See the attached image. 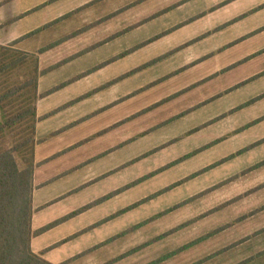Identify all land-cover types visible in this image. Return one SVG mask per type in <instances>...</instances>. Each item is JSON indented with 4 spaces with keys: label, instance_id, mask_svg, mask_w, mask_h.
Segmentation results:
<instances>
[{
    "label": "rangeland",
    "instance_id": "374dc122",
    "mask_svg": "<svg viewBox=\"0 0 264 264\" xmlns=\"http://www.w3.org/2000/svg\"><path fill=\"white\" fill-rule=\"evenodd\" d=\"M93 1L0 7V45L41 29L16 45L49 69L39 92L66 83L37 103L57 111L37 125L33 228L92 204L33 250L62 242L43 253L55 264H264V0Z\"/></svg>",
    "mask_w": 264,
    "mask_h": 264
},
{
    "label": "trees",
    "instance_id": "16d2710c",
    "mask_svg": "<svg viewBox=\"0 0 264 264\" xmlns=\"http://www.w3.org/2000/svg\"><path fill=\"white\" fill-rule=\"evenodd\" d=\"M54 1L56 0H51V2ZM95 1L98 0L93 2ZM73 13L70 12L62 18ZM13 20L7 21L4 25ZM39 30L41 29L32 31L7 45H0V112L2 114L0 115V264H55L45 259L43 253L62 242L45 249L43 253H37L32 248L33 239L92 205H87L82 210L75 211L41 228H33L35 212L33 196L36 189L35 150L39 143L37 125L42 119L57 111L41 116L38 113L37 103L39 99L66 84L45 93L39 92V80L49 69L41 70L39 56L36 53L21 50L16 46L19 40ZM123 55L124 53L111 61ZM84 74L87 73H82ZM8 134L13 138L11 146L6 145ZM208 169L210 167L203 171ZM141 181L142 179H139L136 183ZM181 181L168 188L181 184ZM117 192H112L108 197L116 195ZM99 201L101 200L95 203ZM138 204L140 203L132 207Z\"/></svg>",
    "mask_w": 264,
    "mask_h": 264
},
{
    "label": "crops",
    "instance_id": "0c3cea01",
    "mask_svg": "<svg viewBox=\"0 0 264 264\" xmlns=\"http://www.w3.org/2000/svg\"><path fill=\"white\" fill-rule=\"evenodd\" d=\"M13 0H4V1H2V2H0V7L2 6V5H4V4H6V3H10V2H12ZM57 1V0H56ZM55 2V1H54Z\"/></svg>",
    "mask_w": 264,
    "mask_h": 264
}]
</instances>
